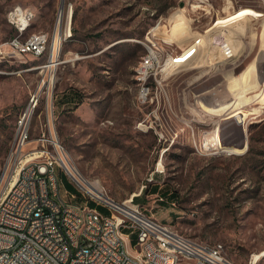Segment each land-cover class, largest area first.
<instances>
[{"label":"rangeland","instance_id":"1","mask_svg":"<svg viewBox=\"0 0 264 264\" xmlns=\"http://www.w3.org/2000/svg\"><path fill=\"white\" fill-rule=\"evenodd\" d=\"M16 6L33 13L26 33H47L48 45L38 57L0 56V188L37 92L24 150L57 155L62 195L76 191L68 162L113 200L132 198L178 232L223 244L236 264H264V0H0V44L15 33ZM245 6L263 15L217 22ZM155 34L190 53L171 68L156 113L138 101L136 80L142 40ZM234 116L245 144L222 133Z\"/></svg>","mask_w":264,"mask_h":264},{"label":"built area","instance_id":"2","mask_svg":"<svg viewBox=\"0 0 264 264\" xmlns=\"http://www.w3.org/2000/svg\"><path fill=\"white\" fill-rule=\"evenodd\" d=\"M18 14L25 20L22 25L15 21ZM32 16L31 10L20 6L8 12L15 33L0 44L1 57L26 53L38 57L46 52L47 33H26ZM208 29L192 43L202 44ZM173 42L156 34L155 42H148L147 37L142 40L145 51L140 58L138 101L155 103L154 113L161 98H168L165 84L171 68L188 64L180 61L194 50L181 56L184 47L174 48ZM38 97L37 92L31 95L29 109L18 119L9 158L11 175L0 188V264H236L219 253L218 242L210 245L186 236L147 214L138 203L136 210H128L132 198L113 200L73 174L65 163L76 191L62 195L57 155L44 145L24 150L29 139V111ZM142 125L151 127V123ZM18 159H25L24 167H17ZM85 212H92L91 224H84Z\"/></svg>","mask_w":264,"mask_h":264},{"label":"bare ground","instance_id":"3","mask_svg":"<svg viewBox=\"0 0 264 264\" xmlns=\"http://www.w3.org/2000/svg\"><path fill=\"white\" fill-rule=\"evenodd\" d=\"M196 3V2H195ZM197 4V3H196ZM18 10H19V7H17ZM194 11V10H193ZM228 14L225 15V17H222V18H217V22H226L227 21V25L231 22H234L235 20L239 19L241 16L243 15H253V16H259L261 15L262 13L259 11V10H255L251 7H248V6H245V7H242L240 9H238V11L236 13H233L231 11L227 12ZM61 15V14H60ZM263 15V14H262ZM243 20V19H242ZM241 20V21H242ZM15 21L17 22V24H20L22 25L25 20L23 19V17L18 14L17 18L15 19ZM239 22V21H238ZM216 24V23H215ZM215 24H213V26H215ZM234 25V24H232ZM231 25V26H232ZM230 26V27H231ZM156 27V26H155ZM31 35H42V32L41 31H37V32H33L31 33ZM173 40V39H172ZM175 41V40H174ZM45 44H48V36H45ZM195 46L196 44H194L189 50L191 49H195ZM188 50V52H189ZM185 53V52H184ZM187 53V52H186ZM185 53V54H186ZM183 54V53H182ZM181 54V56H182ZM49 62H52V59L49 60ZM180 62H184L185 61H180ZM187 62V61H186ZM54 64V62L52 63H49L47 64V66H52ZM141 71H142V61L140 60L139 61V65L138 67L136 68V80H137V88L139 90V93L137 95L138 97V100H140L141 98V89H142V77L140 76L141 75ZM203 74V72H200L199 74H196L192 80L190 81V83H192L193 81H195L196 79L200 78V76ZM146 102V101H145ZM27 109H29V105L27 107ZM244 118H240V119H237V117L234 116V118L232 117L231 119H229V121L227 123H225L222 127V133H224L227 138L229 140H239L241 142V144H245L246 142V136H245V131H244V125L242 123V120ZM219 138V137H218ZM208 147L206 146L204 149H207ZM203 149V150H204ZM222 150L224 151H230L232 152V150L230 149H226L225 147L222 148ZM68 164V167L70 168V170L76 174L77 177H80L78 172L75 170V168L70 165L68 162L66 163ZM25 166V159H18L17 160V167H24ZM74 176V175H73ZM83 177H81L82 179ZM84 181V179H83ZM127 209L128 210H136V204L135 205H131L129 202H127ZM93 222V215H92V212H85L84 213V224H91ZM218 251L220 254L222 255H227L226 254V251H225V248L223 246V244L219 243L218 242Z\"/></svg>","mask_w":264,"mask_h":264},{"label":"trees","instance_id":"4","mask_svg":"<svg viewBox=\"0 0 264 264\" xmlns=\"http://www.w3.org/2000/svg\"><path fill=\"white\" fill-rule=\"evenodd\" d=\"M157 188H158V186H157V185L153 186V187H152V191H156V190H157ZM134 200H136V201L138 200L137 196H136V198H134Z\"/></svg>","mask_w":264,"mask_h":264},{"label":"water","instance_id":"5","mask_svg":"<svg viewBox=\"0 0 264 264\" xmlns=\"http://www.w3.org/2000/svg\"><path fill=\"white\" fill-rule=\"evenodd\" d=\"M61 6H62V0H61Z\"/></svg>","mask_w":264,"mask_h":264}]
</instances>
